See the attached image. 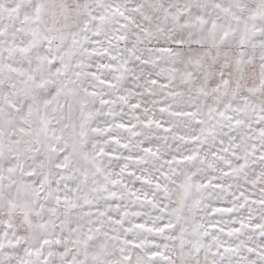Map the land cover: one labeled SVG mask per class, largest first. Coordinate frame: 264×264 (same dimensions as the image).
<instances>
[{
  "label": "snow or ice",
  "instance_id": "6c2138e0",
  "mask_svg": "<svg viewBox=\"0 0 264 264\" xmlns=\"http://www.w3.org/2000/svg\"><path fill=\"white\" fill-rule=\"evenodd\" d=\"M0 264H264V0H0Z\"/></svg>",
  "mask_w": 264,
  "mask_h": 264
}]
</instances>
